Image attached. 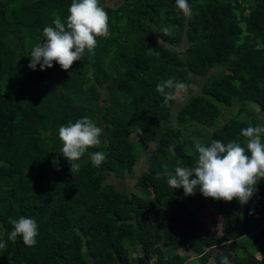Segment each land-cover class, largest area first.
Segmentation results:
<instances>
[{"label": "trees", "instance_id": "obj_1", "mask_svg": "<svg viewBox=\"0 0 264 264\" xmlns=\"http://www.w3.org/2000/svg\"><path fill=\"white\" fill-rule=\"evenodd\" d=\"M117 1L109 7L100 0L110 36L97 38L94 55L86 51L68 71L55 62L41 71L28 67L30 52L43 43V29L54 27V13L66 22L71 0H0V239L7 245L0 264H184V248L199 264H220L223 256L231 264H264V253L255 255L264 249V180L244 205L185 196L168 184L177 166H196V143L244 146L241 130L259 126L245 105L264 113V0H188L191 18L175 0ZM155 39L187 44L180 55ZM189 75L203 83L172 116L178 99L162 107L156 86L169 78L187 84ZM219 105L238 106L236 115L190 140L183 129L212 127ZM83 117L102 128L101 145L71 173L58 130ZM150 143L136 192L106 181L130 175ZM97 151L107 156L100 167L90 159ZM207 208L220 216L217 238L200 220ZM20 216L38 224L32 247L8 239L9 219Z\"/></svg>", "mask_w": 264, "mask_h": 264}, {"label": "clouds", "instance_id": "obj_2", "mask_svg": "<svg viewBox=\"0 0 264 264\" xmlns=\"http://www.w3.org/2000/svg\"><path fill=\"white\" fill-rule=\"evenodd\" d=\"M176 7L186 18L193 15L188 0H175ZM66 22H62L58 14H53V26L43 29L45 39L36 44L30 52L32 70L37 66L41 71L53 67V62L64 71H68L75 61H80L85 52L94 55L98 46L97 38H108L109 16L100 0H71ZM165 35H171L169 28H164ZM150 51H153L149 48ZM155 52V51H153ZM159 55L158 52H155ZM156 90L163 97L162 107H170V101L178 99V94L187 92V85L174 78L162 81ZM136 132L143 135L141 128ZM102 128L88 117L62 125L58 130L62 142V156L70 164V172H76L81 165L78 161L90 148L101 145ZM264 126H248L241 130L246 138L244 146L239 142L223 143L214 140L209 146L196 143L195 150L198 159L194 168H175L174 175H170L168 184L171 189H183L185 196L194 195L196 190L205 198L231 202L234 199L241 205L246 204L257 192V185L264 180ZM181 136L176 143L183 142ZM175 144L169 145L168 151L175 155ZM94 167H100L107 159L104 152L97 151L90 154ZM57 164V160H53ZM195 177V178H191ZM191 178V179H190ZM12 231L8 239L15 242L17 237L22 238L25 246L36 244L38 224L33 218L20 216L18 219H9ZM6 243L0 239V250H6ZM210 264H215L214 260ZM220 264H231L227 256L221 257Z\"/></svg>", "mask_w": 264, "mask_h": 264}, {"label": "rangeland", "instance_id": "obj_3", "mask_svg": "<svg viewBox=\"0 0 264 264\" xmlns=\"http://www.w3.org/2000/svg\"><path fill=\"white\" fill-rule=\"evenodd\" d=\"M102 4L107 5L109 7H114L117 5L118 1L117 0H101ZM156 40V43L162 46H165L166 48L173 50L180 55H183L184 51V46H186V42L183 41L182 44L178 47L175 46H170L165 44L164 42L160 40ZM188 82L187 84V92L181 94H178V100L176 101L174 108H173V115L175 114V111L179 109L187 101V98L191 95H195L199 92L200 86L203 83L202 78L194 77L192 75H189L187 77ZM221 114L220 116L216 119L214 122L213 126L210 128H202V127H196V126H191V127H186L183 129V131H186L189 134V138L192 141H197V140H202L204 137L209 135L213 130L219 128L224 121H226L229 117L236 115L238 106H233L229 107L226 110H223L224 107L222 105L218 106ZM246 109L251 112L252 115H254L258 121H259V126H264V113H260L256 108H254L251 105H245ZM174 121V118H172ZM172 125L175 126V123L172 122ZM205 130V131H204ZM208 132V134H207ZM136 152L138 151V148L136 146V140L132 141ZM154 144L150 143L149 147L146 152L143 153H138L135 165L133 166L132 172L130 175L125 176L122 179H116L113 174L108 175L106 181L109 183H113L114 187L119 190H124L125 192H136V189L134 187L135 180L139 174L144 172L147 168V155L153 150ZM196 192H199V189L196 190ZM200 220L205 224L206 229H207V235L210 238H217L220 236V228H219V222H220V216L214 212L212 209L207 208L201 215ZM240 253V252H239ZM261 254L264 253L263 248H257L255 250V255L257 257H260ZM178 254L186 256L188 259L185 261L184 264H199V259L196 257L195 254L190 252L187 248H184L180 251H178ZM135 256L140 255V247H136L134 250ZM262 258V257H261Z\"/></svg>", "mask_w": 264, "mask_h": 264}]
</instances>
